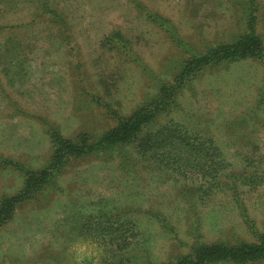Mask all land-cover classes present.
I'll return each mask as SVG.
<instances>
[{"label": "rangeland", "instance_id": "obj_1", "mask_svg": "<svg viewBox=\"0 0 264 264\" xmlns=\"http://www.w3.org/2000/svg\"><path fill=\"white\" fill-rule=\"evenodd\" d=\"M243 1L0 0V159L41 167L47 127L68 137L111 127L158 82L172 84L194 50L242 34ZM251 1L262 58L204 69L155 126L212 140L227 163L215 186L203 191L197 172L170 175L148 161L133 175L115 160L73 161L57 189L18 205L0 227V264H158L198 256L204 244L261 241L264 0ZM22 185L18 170L0 167V197Z\"/></svg>", "mask_w": 264, "mask_h": 264}, {"label": "trees", "instance_id": "obj_2", "mask_svg": "<svg viewBox=\"0 0 264 264\" xmlns=\"http://www.w3.org/2000/svg\"><path fill=\"white\" fill-rule=\"evenodd\" d=\"M242 5L245 19L242 34L224 43L217 41L202 53L194 50L181 61L172 84L158 82L154 93L146 95L128 115L118 114L111 127L100 132L80 131L69 137L63 135L56 126L47 127L45 133L49 151L41 167L2 157L0 167L9 166L18 170L23 177V185L15 195L0 197V227L12 218L18 205L42 191L57 189L58 177L71 162L77 160H115L122 173L127 175L135 173L133 168L139 160L148 161L154 163L156 168L171 172L170 175L185 177L187 173L197 172L205 180L198 187L203 191L206 187L210 190L215 186L217 173L225 169L227 163L212 140L203 141L197 133L188 132L179 124L155 126L162 111L174 104L178 91L204 69L222 63L262 58L263 48L253 28L255 8L251 0L246 3L243 1ZM207 143L211 144L210 147H206ZM108 228L114 230L113 225ZM120 229L116 228L115 231ZM260 239L259 243H242L241 247L223 242L204 244L199 246L198 256L196 251L194 257L187 255L158 264H213L219 261L248 264L264 258V233Z\"/></svg>", "mask_w": 264, "mask_h": 264}]
</instances>
